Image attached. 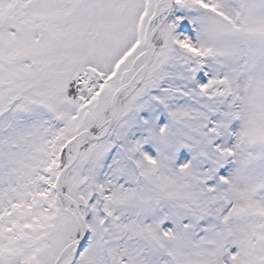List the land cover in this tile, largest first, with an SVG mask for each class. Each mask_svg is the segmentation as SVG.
Masks as SVG:
<instances>
[{
    "label": "snow or ice",
    "instance_id": "6c2138e0",
    "mask_svg": "<svg viewBox=\"0 0 264 264\" xmlns=\"http://www.w3.org/2000/svg\"><path fill=\"white\" fill-rule=\"evenodd\" d=\"M0 264H264V0H0Z\"/></svg>",
    "mask_w": 264,
    "mask_h": 264
}]
</instances>
